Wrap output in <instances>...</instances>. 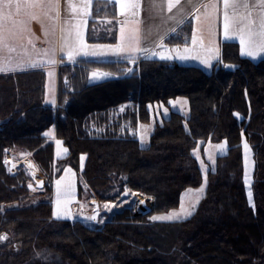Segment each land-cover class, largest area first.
<instances>
[{
  "label": "trees",
  "instance_id": "16d2710c",
  "mask_svg": "<svg viewBox=\"0 0 264 264\" xmlns=\"http://www.w3.org/2000/svg\"><path fill=\"white\" fill-rule=\"evenodd\" d=\"M110 14L116 16L114 8ZM104 24L98 39L114 41L112 23ZM128 66L96 59L62 64L54 103L45 99L44 69L0 73V235L7 236L0 264H264V58L241 56L238 43L228 41L210 71L162 59H140L124 74ZM94 69L115 76L90 83ZM178 96L188 98L190 115L171 112L142 147L136 128L150 120L148 104ZM54 125L67 150L59 158L45 135ZM200 140L228 144L207 173L200 203L185 219L152 220L202 183L193 155ZM244 140L255 161L252 203ZM7 150L32 159L45 176L43 193H31L24 166L11 171ZM66 175L74 177L77 200L89 187L101 203H115L103 223L54 217L56 180ZM30 185L38 192L43 183ZM133 193L154 196L153 208L135 213Z\"/></svg>",
  "mask_w": 264,
  "mask_h": 264
},
{
  "label": "rangeland",
  "instance_id": "374dc122",
  "mask_svg": "<svg viewBox=\"0 0 264 264\" xmlns=\"http://www.w3.org/2000/svg\"><path fill=\"white\" fill-rule=\"evenodd\" d=\"M94 1L97 5L95 11H98L96 12V19L93 17L94 10L92 9ZM84 2L85 0H71V3L77 6L81 5ZM5 4L6 3H4V1L0 2V67L17 68L19 66H24L25 69H29L28 65L30 63H39L41 66L35 68L44 69L46 72L45 99L47 102H49L54 96L53 94L56 90L57 84L56 70H58L57 67L60 63H73L81 58L96 60H113L112 58H109L110 55L107 54L103 56L78 55L75 57L74 60L70 61L68 60L67 55L65 53L60 52L61 36L65 34L62 33L61 29L67 27L65 25V21H68L69 24H75L81 20L86 21V23L80 26L83 41L88 46L85 51L91 50L94 46H106V49L109 46L114 48V46L112 45H107L111 42L107 43L106 40L98 39L100 37V32L103 28L102 25L104 23L108 21L112 23L110 24L109 28L111 34V31L113 29L117 31L118 24L122 20L116 16H112L111 14L108 15L109 13H111L112 8H115L114 4L108 3V0H92L90 14L88 16L81 15L79 10H77L76 13L70 12V10L68 9V0H59L58 3L56 2V0H12V3L10 5L5 6ZM17 5H19V7H17ZM127 13L125 14V17L128 16ZM4 17H8V19H4ZM92 18H94L95 20H92ZM91 21L93 22L91 23ZM53 49H55L56 51L54 57L52 55ZM45 50L48 51L47 56L44 54ZM51 59H55L56 62L45 63L46 61ZM216 64L217 63H215L214 65ZM200 66L204 67L205 65ZM204 68L211 69V65L208 67L205 66ZM49 73H51L52 75H49ZM94 74L107 75H100L99 78L93 79ZM113 76L115 75L110 71L97 69L95 70V72L92 73L91 80H105L106 78ZM148 108L150 110V120L148 122H142L137 130V136L142 147L149 146L150 137L156 125L158 123H161L164 118L168 117L171 112H180L185 117H188L190 115L189 101L188 98L185 96L171 98L167 102H152L148 104ZM165 109L167 110L166 113ZM221 144L224 145L223 152L216 148V145ZM245 144H247V150L244 147ZM242 146L244 179L247 173L249 183H246V185L249 193V190L251 191V183L253 179L255 161L253 151L249 143L244 140ZM227 149L228 144L225 140L219 142H214L212 140H200L197 143L194 152H198L199 154V165L203 173L202 183L197 187L186 188L182 193L180 206L178 208L163 212L159 214V216H164L172 212H179L182 203L184 204L185 208H188L189 204L195 205L194 210H191L192 214L200 203L201 198L205 194L208 185V171L214 167L216 157L220 154H224L225 152H227ZM24 157L30 158L29 156H15L16 159ZM209 157H211V159ZM6 161H8L7 164L11 170L15 167L17 169L20 166H24V168L30 175L33 184L36 181L38 182L40 179H43V182H45V176L38 168H36L37 166L35 167L31 163V161L29 162L24 160V162L15 164L13 163L15 161L9 156L8 158L6 157ZM201 161L204 162L203 168L201 166ZM69 180H71L72 182L73 196L71 198V203L67 205V211H61V217L64 218L69 215L67 219L69 218L71 221L77 219L91 224L103 223L105 219H107L106 216L108 215V213L116 207L115 203H101L99 201L98 196H96L94 191L89 187H86L87 190L85 192L84 198L81 200H77L74 177L70 178L66 175L64 183H67ZM29 185L30 184H28V186ZM202 187L203 191H198ZM189 190H191V192H189ZM129 194L130 193L128 192V195ZM131 195L132 196L130 197L133 198V210L136 205V201L147 196H152L143 195L141 193H133ZM197 196L199 197V199H197ZM152 197L154 200V196ZM90 201L93 205L92 209ZM74 203L78 204L77 214L76 216L71 217L68 213V208L74 205ZM94 205L96 206L97 211L98 209L100 210L98 219L96 221L88 220L86 219V217L91 216V214L96 211H93ZM105 205H108L109 207L106 209L104 207ZM54 210H56V204H54ZM189 216L190 215L184 216L181 219H185Z\"/></svg>",
  "mask_w": 264,
  "mask_h": 264
},
{
  "label": "snow or ice",
  "instance_id": "6c2138e0",
  "mask_svg": "<svg viewBox=\"0 0 264 264\" xmlns=\"http://www.w3.org/2000/svg\"><path fill=\"white\" fill-rule=\"evenodd\" d=\"M58 3L59 0H56ZM12 3V0H6L5 6H8ZM108 3L118 4L121 8V15L124 14L125 10H135L139 7L138 3L133 2V0H108ZM180 3V0H167V10L171 12L173 9L177 8V5ZM186 3L194 6L193 0H186ZM223 3V11H222V27H223V39L225 41L231 40H239L240 43V54L241 56L251 57L253 59L258 56H264V0H222ZM92 0H85L79 6V12L83 16H88L90 14ZM157 5L154 3L153 7ZM162 6V5H161ZM19 7V5H17ZM68 9L72 13L77 12V5L71 3V0H68ZM218 9V5L216 3L206 4L204 5V18L206 20H210L212 18L213 12ZM4 19H8V17H4ZM195 19L199 20L200 16L197 15ZM86 23V21L81 20L75 24H69L68 21H65V25L67 27L62 28V33H65L61 36V44H60V52L65 53L67 55L68 60L72 61L78 55H91V56H103L107 55L109 52L114 55H119L123 52H128L130 54L139 53L143 55L146 59H152L153 57L159 56L160 59H172L173 57L170 55H163L157 53L155 51H150L147 48L138 47L139 39L135 32L131 35L125 34V29L121 27V37L120 43H118L114 48L106 46H94L91 50L85 51L88 46L83 41V36L80 31V26ZM174 31V30H173ZM46 34V33H45ZM192 44L194 46L199 45L200 51L197 52V55H190L193 51H196L195 48L189 49L185 47L182 51L183 54H180L179 49H171V52L177 53V57L179 59H198L200 58L201 53L203 54L200 62L204 64L206 67L210 66V63L213 59L219 58V49L213 46V43L209 41L208 46H205L203 40L200 39L198 41L197 33L194 30L192 34ZM157 47L163 48V44H158ZM106 49V50H105ZM167 51V50H166ZM44 54L47 56L48 51L45 50ZM55 49L52 50L53 57L55 56ZM130 59H134V55L129 56ZM55 59H51L46 61L45 63H55ZM41 66L37 62L30 63L28 65L29 68H35ZM226 67H228L226 65ZM26 70L24 66H19L17 68H7L0 67V72H10V71H24ZM49 75H52L49 73ZM100 75L107 74H94L93 79L99 78ZM54 103V101H52ZM173 103V102H170ZM124 109L121 108V111ZM167 110L165 109V113ZM45 135H49L45 133ZM56 144H61L60 141H56ZM247 150V144L244 145ZM216 148L223 152L224 145H216ZM66 149L64 152L66 153ZM193 155L199 159L198 152H194ZM59 158V152H58ZM211 159V157H209ZM83 157L81 160L83 161ZM7 164L8 161H5ZM202 168L204 167V162L201 161ZM65 173H70L71 169H65ZM65 177H61V179L56 181V210H54L53 215L57 219L62 218L60 213L61 211H67V205L71 203V198L73 196L72 182L69 180L67 183H64ZM245 183H249L248 174L245 175ZM31 187V185H29ZM35 190V189H33ZM203 191V187L198 190ZM191 192V190H189ZM124 195H128V192H125ZM197 199L199 197L197 196ZM249 202L251 203V191L249 190ZM143 203V201H141ZM106 209L109 207L108 205L104 206ZM195 205L189 204L188 208H185L184 204H181V209L179 212H172L164 216H153L152 220H176L181 219L184 216L191 215V210H194ZM67 218V217H64ZM88 220H95L96 216L86 217ZM7 240V236H0V241Z\"/></svg>",
  "mask_w": 264,
  "mask_h": 264
},
{
  "label": "crops",
  "instance_id": "0c3cea01",
  "mask_svg": "<svg viewBox=\"0 0 264 264\" xmlns=\"http://www.w3.org/2000/svg\"><path fill=\"white\" fill-rule=\"evenodd\" d=\"M2 1L6 3V0H0V2ZM133 2L138 3L139 7L136 8L135 10H125L123 15H121V8L119 7V5L114 4V7H115L114 9L116 11V17L122 20L118 24L115 40L112 41L111 43L107 42L108 43L107 45H112L115 47L118 43H120V37H121L120 30H121V27L123 26L125 29V34L131 35L133 32H135V34L137 35L140 41L138 47L147 48L150 51H155L157 53H160L163 55H170L173 57L172 59H162V60L176 61L178 63L195 64L199 66L200 65L204 66V64L200 62V59L204 58L202 53L200 55V58L198 59L188 58V59L182 60V59L176 58L177 53L170 51L171 49L175 48V49L180 50V54H183L182 50L185 47H188L189 49L195 48L196 51H193L190 55H197V52L200 51L199 45L194 46L192 44V34H193V31L195 30L197 33L198 41L202 39L205 46H208L209 41H211L213 43V46L219 49V53H218L219 58L213 59L211 61L210 63L211 69L204 68L205 66L204 67L201 66V67L207 71H210L214 68L215 63L218 64L221 62L223 44L225 42H228L223 39V27H222L223 3H222V0H193L194 6L190 5L189 3H186V0H180V3L177 5V8L173 9L171 12L167 10V0H133ZM154 3L157 5L156 7H153ZM211 3H216L218 5V9L215 12H213L212 18L210 20H206L203 15L204 5L211 4ZM79 6L80 5L77 6V10H79ZM126 13L128 16L125 17ZM197 15L200 16L199 20L195 19ZM231 41L237 42L239 45V49H240V43L238 39L231 40ZM161 43L163 44V48L157 47V45ZM108 54L110 55L109 58L113 59L112 61L129 62V66L126 67L127 69L123 67L124 74H129L133 69V65L138 60L146 59L144 58L143 55H140L139 53L130 54L128 52H123L119 55H114L109 52ZM130 55H134L135 58L130 59L129 58ZM244 57H247V56H244ZM247 58L252 61H258L264 58V56H258L255 59L251 57H247ZM81 59H85V58H81ZM152 59H160V58L159 56H156V57H153ZM76 62L60 63L57 69H59V67L62 64H74ZM95 70L97 69H94L89 73L88 81L90 83L102 81V80H97V81L91 80L92 78L91 75L93 72H95ZM11 72H14V71H10L9 73ZM0 73H8V72H0ZM108 78H111V77H108ZM57 79H58V70H56V82H57ZM53 95H54L53 98L49 102H52V101L56 102L57 84H56V90L54 91ZM140 124H138L136 128V135H138L137 130ZM47 133L50 136V140L55 142L56 156L58 155V152H59V155L61 156L65 155L66 154L64 152L65 147H63L61 144L58 147V145L56 144V141H58L56 138V126L54 125ZM8 156L11 157L15 162H17L16 164H19L20 162H24V160L28 159L36 167V165L33 163L31 158L24 157V158L16 159L10 150H7L6 152V157L8 158ZM20 157H23V156H20ZM15 169L16 167L12 168L11 171L14 172ZM40 180L42 181L43 185L38 192H33L31 187H29L33 195H39L43 193L44 191V182H43L44 180L43 179H40ZM30 183H33V181L31 180ZM77 207H78V204L74 203V205L68 208L69 209L68 213L70 214L71 217L76 216ZM92 207L93 205L91 203V209ZM94 210H96L95 205H94L93 211ZM99 211L100 210L98 209V211L96 210L94 213L91 214V216H96V219L92 221H96L98 219Z\"/></svg>",
  "mask_w": 264,
  "mask_h": 264
},
{
  "label": "built area",
  "instance_id": "2783aa9c",
  "mask_svg": "<svg viewBox=\"0 0 264 264\" xmlns=\"http://www.w3.org/2000/svg\"><path fill=\"white\" fill-rule=\"evenodd\" d=\"M143 201V203H141ZM143 204V205H142ZM154 205V200L152 196H147L136 201L135 212L136 213H145L152 209Z\"/></svg>",
  "mask_w": 264,
  "mask_h": 264
},
{
  "label": "bare ground",
  "instance_id": "6f19581e",
  "mask_svg": "<svg viewBox=\"0 0 264 264\" xmlns=\"http://www.w3.org/2000/svg\"><path fill=\"white\" fill-rule=\"evenodd\" d=\"M26 161H29V162H30V160H28V159H27ZM13 163H15V164H16L17 162H13ZM142 205H143V204H142Z\"/></svg>",
  "mask_w": 264,
  "mask_h": 264
},
{
  "label": "water",
  "instance_id": "95a60500",
  "mask_svg": "<svg viewBox=\"0 0 264 264\" xmlns=\"http://www.w3.org/2000/svg\"><path fill=\"white\" fill-rule=\"evenodd\" d=\"M1 236V235H0Z\"/></svg>",
  "mask_w": 264,
  "mask_h": 264
}]
</instances>
